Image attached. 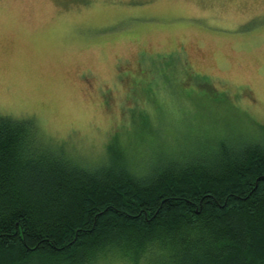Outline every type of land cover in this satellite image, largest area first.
<instances>
[{
    "label": "rangeland",
    "instance_id": "374dc122",
    "mask_svg": "<svg viewBox=\"0 0 264 264\" xmlns=\"http://www.w3.org/2000/svg\"><path fill=\"white\" fill-rule=\"evenodd\" d=\"M0 115L89 165L114 139L140 171L261 138L264 0H0Z\"/></svg>",
    "mask_w": 264,
    "mask_h": 264
},
{
    "label": "trees",
    "instance_id": "16d2710c",
    "mask_svg": "<svg viewBox=\"0 0 264 264\" xmlns=\"http://www.w3.org/2000/svg\"><path fill=\"white\" fill-rule=\"evenodd\" d=\"M250 137L140 171L114 139L89 165L0 115V264H264V135Z\"/></svg>",
    "mask_w": 264,
    "mask_h": 264
}]
</instances>
